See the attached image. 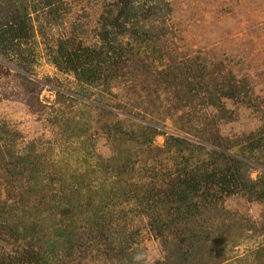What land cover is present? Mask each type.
<instances>
[{
  "label": "rangeland",
  "instance_id": "374dc122",
  "mask_svg": "<svg viewBox=\"0 0 264 264\" xmlns=\"http://www.w3.org/2000/svg\"><path fill=\"white\" fill-rule=\"evenodd\" d=\"M61 2L62 17L56 22L47 23L40 10L30 11L33 33L20 46L25 59L17 51L0 57V200L21 204L28 199L34 206L47 204L43 197L53 190L48 177L15 179L7 174L5 162L34 145L35 155L57 161L65 173L70 175L78 168L83 172L80 165L86 158L97 165L99 157L107 160L117 156L116 143L104 129L117 120L135 128H157L154 147H164L171 134H180L188 140L204 141L211 151L222 152L223 147L213 143L220 138L219 142L230 146L225 153L235 158L242 157L243 148L264 133V0H135L129 31L123 39L139 46L133 34L137 30L140 36L156 42L151 43L156 52L147 50L150 43L143 44L127 63L125 75L114 76L109 87L90 85L58 68L50 61L49 51L69 34L81 44L100 46L102 16L117 0ZM176 59L181 65L193 66L189 72L196 86L197 70H193L200 68L203 73L199 78L204 84L202 97L189 105H185L188 100L184 93L158 79L159 72ZM231 84L241 90L240 97L226 94ZM208 88L214 91L212 97L218 98L216 103L209 101ZM180 152H170L165 159L168 165L174 166L171 158ZM212 159L206 155L205 163ZM248 162L247 177L259 179L264 165L256 160ZM138 167L140 178L145 171L143 165ZM212 192L217 197L210 202L216 207L206 214L215 224L209 232L211 240L181 258L180 251L188 248V239L175 231L162 238L146 216L128 217L124 226L128 248L135 252L138 264H264V197L259 192L223 194L217 188ZM234 225L242 239L224 251V258L215 241L224 238L222 227L229 231L233 228L226 227ZM0 252L14 255L15 247L4 240ZM11 264L28 263L15 258ZM63 264L127 263L107 260L88 248Z\"/></svg>",
  "mask_w": 264,
  "mask_h": 264
},
{
  "label": "trees",
  "instance_id": "16d2710c",
  "mask_svg": "<svg viewBox=\"0 0 264 264\" xmlns=\"http://www.w3.org/2000/svg\"><path fill=\"white\" fill-rule=\"evenodd\" d=\"M134 1L117 0V4L112 2L108 6L102 16L100 39L103 43L100 46L81 44L69 34L50 47V61L58 68L74 73L83 82L109 87L114 76L125 75V67L136 50L143 44L156 43L140 36L137 30L133 34L140 45L125 43L123 38L129 31L127 24L134 12ZM62 6L61 0H0V57H8L10 52L17 51L25 59L20 46L33 33L30 11H42L47 23H52L62 17L59 14ZM152 44L147 50L156 52V46L153 50ZM192 69L193 66L181 65L176 59L158 75L159 82L184 93V99L188 100L185 105L201 98L204 88L203 80L199 79L203 77L202 70H193L194 73L197 70L196 86L190 78L189 70ZM212 90L208 88V99L216 103L218 98L212 97ZM240 92L234 84L226 90L233 98L240 97ZM110 123L104 129L116 143L117 156L107 160L99 157L97 165L86 158L80 165L85 169L83 172L78 168L70 175L65 173L57 161L42 160L41 154L35 155L34 145L18 154L15 160L5 162L7 174L15 179L44 175L52 183L53 190L49 189L51 192L43 197L47 202L43 206H34L28 199L21 204L0 200V243L9 240L15 247L14 255L0 252V264H11L15 258L28 264H63L88 248L107 260L113 258L122 263L138 264L135 252L128 248L129 236L124 229L126 219L133 214L146 216L162 238L175 231L179 237L188 239L189 246L185 252L180 251L181 258L194 252L199 244L206 246L211 240L209 232L215 229V224L206 214L216 207V203L210 202L217 197L213 188L223 194L259 192L264 197V171L257 180L247 177L248 161L256 160L264 165V133L243 148L240 159L225 153L230 146L219 142L220 138L214 137L213 143L223 147L222 152L211 151L204 141L188 140L180 134H171L164 147H154L157 128L149 125L135 128L119 120ZM2 132L0 129L1 139ZM179 149V156L171 158L173 168L165 159H169L170 152ZM206 155H212L210 163H205ZM138 165H143L145 171L140 178ZM111 177L113 180H109ZM146 179L149 182L146 183ZM123 203L128 205L127 208ZM62 214L63 218L60 217ZM222 228L220 233L224 238L215 242L222 248L221 254L225 258L224 251L238 245L242 235L236 233L235 225L227 226L233 228L229 231Z\"/></svg>",
  "mask_w": 264,
  "mask_h": 264
}]
</instances>
